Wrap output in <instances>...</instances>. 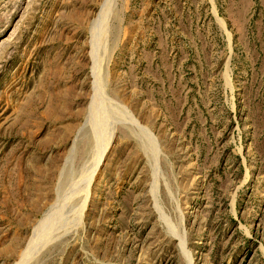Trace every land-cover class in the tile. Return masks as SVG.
Masks as SVG:
<instances>
[{
  "label": "rangeland",
  "instance_id": "374dc122",
  "mask_svg": "<svg viewBox=\"0 0 264 264\" xmlns=\"http://www.w3.org/2000/svg\"><path fill=\"white\" fill-rule=\"evenodd\" d=\"M0 264H264V0H0Z\"/></svg>",
  "mask_w": 264,
  "mask_h": 264
}]
</instances>
